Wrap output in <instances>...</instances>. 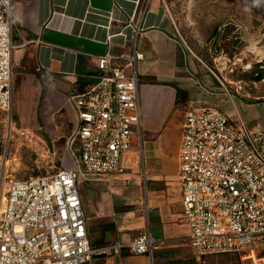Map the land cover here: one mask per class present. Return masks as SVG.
I'll return each mask as SVG.
<instances>
[{
    "label": "crops",
    "instance_id": "1",
    "mask_svg": "<svg viewBox=\"0 0 264 264\" xmlns=\"http://www.w3.org/2000/svg\"><path fill=\"white\" fill-rule=\"evenodd\" d=\"M167 1L12 3L11 82L14 70L26 113L58 115L70 127L68 137L75 130L76 113L67 98L76 82L86 84L82 92L93 84L96 58L109 54L117 57L115 65L123 66L118 57L129 56L133 48L142 56L137 62L141 149L121 156V175H84L77 181L90 244L122 246L110 256H96L92 264H201L187 245L177 178L184 111L214 107L239 118L248 129L264 127V95L228 97L221 80L185 55L173 37ZM178 90L184 92L180 104ZM69 162L68 157L61 168H69ZM81 182L89 183L86 196ZM145 231L154 241L150 258L132 255L128 248Z\"/></svg>",
    "mask_w": 264,
    "mask_h": 264
},
{
    "label": "built area",
    "instance_id": "2",
    "mask_svg": "<svg viewBox=\"0 0 264 264\" xmlns=\"http://www.w3.org/2000/svg\"><path fill=\"white\" fill-rule=\"evenodd\" d=\"M12 3L0 0V119L12 106ZM116 58L97 57L93 84L67 98L76 113L66 142L70 167L21 180L3 171L0 264H92L96 256L121 249L120 243L90 244L77 189L84 175H121V156L141 149L137 62L142 56L133 48L118 57L123 66L114 64ZM218 83L228 97L239 95L240 88L231 93ZM14 130L10 124L8 140ZM177 178L187 245L197 262L235 253L240 264H264V127L251 130L217 108L190 106L183 114ZM153 247L145 231L128 248L150 258Z\"/></svg>",
    "mask_w": 264,
    "mask_h": 264
},
{
    "label": "rangeland",
    "instance_id": "3",
    "mask_svg": "<svg viewBox=\"0 0 264 264\" xmlns=\"http://www.w3.org/2000/svg\"><path fill=\"white\" fill-rule=\"evenodd\" d=\"M167 11L172 35L185 55L221 80L228 91L240 88L239 95L251 98L264 95V0H168ZM19 83L13 70L10 114L0 119V177L4 170L17 180L50 175L69 157L65 141L70 127L58 115L27 114ZM10 124L15 130L8 140ZM88 184L80 183L85 196ZM219 261L205 257L201 264Z\"/></svg>",
    "mask_w": 264,
    "mask_h": 264
},
{
    "label": "trees",
    "instance_id": "4",
    "mask_svg": "<svg viewBox=\"0 0 264 264\" xmlns=\"http://www.w3.org/2000/svg\"><path fill=\"white\" fill-rule=\"evenodd\" d=\"M85 85L86 84L84 82H82V81L76 82L73 93H75V94L82 93L83 88L85 87ZM183 94H184L183 91H181V90L177 91V96L178 97L176 99V104L182 103L181 97H182ZM205 257L219 258L220 259L219 264H223V263L228 264L230 262H234L233 264H240L239 257L235 253H219V254L208 255V256H205ZM202 263H203V260H202Z\"/></svg>",
    "mask_w": 264,
    "mask_h": 264
},
{
    "label": "bare ground",
    "instance_id": "5",
    "mask_svg": "<svg viewBox=\"0 0 264 264\" xmlns=\"http://www.w3.org/2000/svg\"><path fill=\"white\" fill-rule=\"evenodd\" d=\"M6 160V159H5ZM5 165V164H4Z\"/></svg>",
    "mask_w": 264,
    "mask_h": 264
}]
</instances>
